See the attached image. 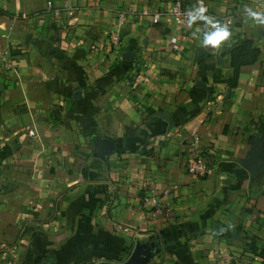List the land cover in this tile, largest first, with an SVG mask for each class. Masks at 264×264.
Here are the masks:
<instances>
[{
    "label": "crops",
    "instance_id": "0c3cea01",
    "mask_svg": "<svg viewBox=\"0 0 264 264\" xmlns=\"http://www.w3.org/2000/svg\"><path fill=\"white\" fill-rule=\"evenodd\" d=\"M172 1L0 0V264H121L157 240L148 264H264V162L250 184L238 163L255 133L264 148V22L248 15L264 0H186L229 27L215 49L201 47L202 21L137 14ZM123 9L120 60L89 59L92 43L108 53ZM246 39L260 53L229 88L228 50ZM134 69L144 81L131 88ZM192 131L202 176L184 169ZM93 135L114 144L106 162Z\"/></svg>",
    "mask_w": 264,
    "mask_h": 264
},
{
    "label": "built area",
    "instance_id": "2783aa9c",
    "mask_svg": "<svg viewBox=\"0 0 264 264\" xmlns=\"http://www.w3.org/2000/svg\"><path fill=\"white\" fill-rule=\"evenodd\" d=\"M46 6L48 9H52L54 15H58L61 12V9L55 8L52 5L51 1L46 2ZM196 6H202L205 8V5L203 3H199ZM196 6H191L189 5L186 0H173L171 4L167 8H158L156 10H152L151 7H145L144 9L140 10L139 13L141 15H148L151 13H154L155 15H160V14H167L176 27H184L187 24L185 23L186 17H185V12L189 10L190 8L196 7ZM206 9V8H205ZM63 11L68 15V16H73L75 7L73 6H67L63 8ZM154 11V12H153ZM134 12L132 10H119L117 12V26L118 28L122 27L124 19L128 15H132ZM225 23L229 24L230 19L226 20ZM119 41V30L117 29L115 33H113L111 42L114 45H118ZM136 68V67H135ZM144 81V75L141 72H137L136 69L133 70L132 73H130L129 80L127 81L129 86L131 88H136L140 83ZM207 104H210V101L207 102ZM191 137H192V143H190V146L187 147V152L184 158V169L188 173L195 175V176H202L206 173L207 171V162H206V157L203 155L202 150L200 149L199 146H197L195 143L200 142V137L199 135L195 132H191ZM152 196L154 195V191L152 189L151 191ZM92 264H111L107 262H94Z\"/></svg>",
    "mask_w": 264,
    "mask_h": 264
},
{
    "label": "water",
    "instance_id": "95a60500",
    "mask_svg": "<svg viewBox=\"0 0 264 264\" xmlns=\"http://www.w3.org/2000/svg\"><path fill=\"white\" fill-rule=\"evenodd\" d=\"M126 60L131 59L130 52H126L123 55ZM198 85L204 86L203 83H198ZM161 117L166 119L169 123L171 120L164 114H160ZM92 145V156L106 162L107 157L110 153L114 151V144L107 138L100 137L98 135H93L90 138ZM264 162V148L262 134L255 133L249 144V149L245 157L240 158L238 163L244 168L248 173L249 184L253 182L255 176L260 170ZM235 232L232 233L231 239L236 238ZM160 242L157 241H136L130 255L121 264H148L151 259L156 256L161 251Z\"/></svg>",
    "mask_w": 264,
    "mask_h": 264
},
{
    "label": "clouds",
    "instance_id": "9594fccd",
    "mask_svg": "<svg viewBox=\"0 0 264 264\" xmlns=\"http://www.w3.org/2000/svg\"><path fill=\"white\" fill-rule=\"evenodd\" d=\"M206 9L202 6L190 8L185 12V23L191 27L202 21L203 31L200 33V44L203 48H219L231 37V31L225 24L219 23L214 18L206 15ZM248 15L258 22H264V13L248 12Z\"/></svg>",
    "mask_w": 264,
    "mask_h": 264
},
{
    "label": "rangeland",
    "instance_id": "374dc122",
    "mask_svg": "<svg viewBox=\"0 0 264 264\" xmlns=\"http://www.w3.org/2000/svg\"><path fill=\"white\" fill-rule=\"evenodd\" d=\"M30 15V14H29ZM28 15L26 14V17H27ZM116 19H117V17H116ZM117 20H116V23L115 24H110V26L108 27V29L105 31V34H104V36H103V38H102V41H101V44H103V46L104 47H107V51H108V53H101V49L99 48L98 49V45L97 44H94V43H92V44H89V48H88V54H91V55H89V59H109L110 58V60L112 59H114V60H117V61H119L120 60V57H121V51H122V31H123V29L124 28H118V24H117ZM55 23V22H54ZM66 28H69L70 26L67 24L66 26H65ZM97 27V26H96ZM96 27H94V28H96ZM119 30V41H118V45H114L112 42H111V38H112V35H113V33H115L116 32V30ZM99 37V35H96L94 38H97L98 39V37ZM79 36H76V38H78ZM102 46V45H101ZM98 49V50H97ZM104 49V48H103ZM174 52H176V51H174ZM105 55V56H104ZM176 69V68H175ZM140 71V69H138L137 70V72H139ZM163 71H165V70H163ZM168 71H172V73H177L178 72V70L176 71V70H168ZM171 73V74H172ZM170 74V75H171ZM174 75V74H173ZM18 107H19V109L17 110L16 109V111H19L22 107L24 108L25 106L24 105H22V104H20V105H18ZM54 115V114H53ZM52 116V115H51ZM52 119V121L51 122H53V120H54V117L52 116L51 117ZM67 126H69V125H67ZM79 127V128H78ZM78 129H79V131H80V129H82V126L80 125H78ZM15 133V132H14ZM13 134V133H12ZM33 131L30 129V130H27V132H25V134L24 135H26V137H25V141H27V140H30V139H32V138H34L33 137ZM21 138V136H16V137H14V139H12L11 141H13V143H18V142H21L22 140L20 139ZM11 139V138H10ZM71 139H72V136H71ZM48 140H51V138L50 139H48ZM50 142V141H49ZM26 143H31V141H28V142H26ZM238 257H240V256H238ZM253 261H257V262H260L259 260H255L254 258H253V256H252V258H251ZM231 263H233V264H235V262H234V260H226V261H224L222 264H231ZM263 263V262H262Z\"/></svg>",
    "mask_w": 264,
    "mask_h": 264
},
{
    "label": "trees",
    "instance_id": "16d2710c",
    "mask_svg": "<svg viewBox=\"0 0 264 264\" xmlns=\"http://www.w3.org/2000/svg\"><path fill=\"white\" fill-rule=\"evenodd\" d=\"M228 52L230 66L232 68L231 75L230 77L221 79L220 81L225 83L229 88H234L237 85L240 67L243 65L253 64L256 61L260 50L253 45L251 40L246 39L231 47ZM216 80H218L217 76Z\"/></svg>",
    "mask_w": 264,
    "mask_h": 264
}]
</instances>
